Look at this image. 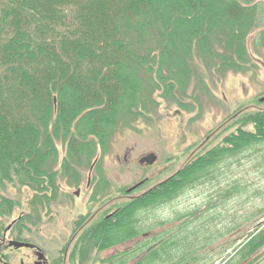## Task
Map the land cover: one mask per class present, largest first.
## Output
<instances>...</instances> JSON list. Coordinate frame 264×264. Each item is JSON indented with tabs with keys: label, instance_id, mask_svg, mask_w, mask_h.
Wrapping results in <instances>:
<instances>
[{
	"label": "trees",
	"instance_id": "16d2710c",
	"mask_svg": "<svg viewBox=\"0 0 264 264\" xmlns=\"http://www.w3.org/2000/svg\"><path fill=\"white\" fill-rule=\"evenodd\" d=\"M254 33V46L264 47L262 0H0V217L15 202L3 194L6 184L43 193L34 204L53 199L57 141L65 147L61 168L78 183L99 145L106 150L117 131L154 108L155 92L186 108L193 83L207 89L200 64L211 76L246 71ZM257 104L229 117L174 174L90 226L77 246L104 249L145 235L112 264H216L225 248L207 249L222 231L255 225L220 261L254 264L264 247ZM190 190L202 193L198 204L153 218ZM3 226L0 219L1 238Z\"/></svg>",
	"mask_w": 264,
	"mask_h": 264
},
{
	"label": "rangeland",
	"instance_id": "374dc122",
	"mask_svg": "<svg viewBox=\"0 0 264 264\" xmlns=\"http://www.w3.org/2000/svg\"><path fill=\"white\" fill-rule=\"evenodd\" d=\"M262 2L264 4V0ZM254 36L255 33L247 39L251 63L246 71H228L223 76H211L200 64L207 89L196 90L193 83L188 89V97L183 99L188 104L186 108L165 100L160 91L155 92L154 108L129 129L117 131L106 150L99 145L91 164L79 168L78 183L70 182L61 168L65 147L57 141V193L53 196L48 192L53 199L34 204L33 195L40 198L43 193L16 183L5 185L3 194L15 202L11 214L0 217L3 228L6 231L14 222L20 221L16 223V231L7 234V240L17 235L18 239L35 244L48 255L60 257L61 264H112L111 256L140 241L145 235L104 249L93 246L88 249L82 243L77 246L79 238L70 247L67 260L62 261L75 225L93 214L95 220L90 226L102 221L104 213L114 214L112 212L133 197L174 174L199 151L198 147L208 136L213 135L210 141L216 139V133L221 132L225 127L222 124H226L229 117L240 109L258 105L264 96V47L254 46ZM260 106L264 107V102ZM201 197L200 191L190 190L170 205L155 209L151 215L153 218L170 215L175 209L198 204ZM254 226H244L232 232L223 230L222 236L217 237L207 249L208 255H215L225 248L216 264H220L223 258L229 260ZM165 228V225L155 228L148 234L159 233ZM7 240L0 255L6 254L11 264H35L38 260L34 249L10 248ZM256 255L258 259L254 264H264V247Z\"/></svg>",
	"mask_w": 264,
	"mask_h": 264
},
{
	"label": "flooded vegetation",
	"instance_id": "af4514ba",
	"mask_svg": "<svg viewBox=\"0 0 264 264\" xmlns=\"http://www.w3.org/2000/svg\"><path fill=\"white\" fill-rule=\"evenodd\" d=\"M118 199H120V198H118ZM111 201L115 202L116 200H111ZM116 211H114L112 213H115ZM112 215H114V214H111L110 212H106L103 215V217H104L103 219H109V218L112 217ZM94 216H95V214H93L92 216L88 217V219H86L85 221H83V223H80L78 225H75L74 234H73V236H71L70 243L68 244L69 247H66V250L67 251H66L65 255L63 256L62 261L63 260L66 261L67 260L70 247L74 245V241H76L77 239L81 238L82 235H84V233H85L84 231L86 230V228L88 226H90L91 223L95 220V217ZM14 231H16V222H14L12 225H10L7 228V230L4 232V235L1 238V242H0V250L1 251H2V249H3L4 245H5V242L7 240V234L8 233H11V232H14ZM82 232H84V233H82ZM86 235L88 236L89 234H86ZM11 240L24 241L22 239H18L17 238V235H16L15 238H11V239H8L7 240L8 247L10 246L9 245V242ZM24 242H27V241H24ZM28 243H30V242H28ZM30 244H32L34 247H27V248L34 249L36 251V255H37V258H38V260L35 262V264H61V258L60 257H57V256L56 257H53L50 254L48 255V253H46L43 250H41V248H39L38 246H35V244H33V243H30ZM11 247L12 246H10V248ZM21 248H23V247H21ZM72 250H73V248H72ZM0 264H11V262H9V260H7L6 254H1L0 255Z\"/></svg>",
	"mask_w": 264,
	"mask_h": 264
},
{
	"label": "water",
	"instance_id": "95a60500",
	"mask_svg": "<svg viewBox=\"0 0 264 264\" xmlns=\"http://www.w3.org/2000/svg\"><path fill=\"white\" fill-rule=\"evenodd\" d=\"M260 101L261 102H264V96H262L261 98H260ZM134 189V187L133 188H130L128 191H132ZM79 192H77V194H78ZM9 245L10 246H13V247H15V248H21V247H34L32 244H30V243H28V242H24V241H18V240H11L10 242H9Z\"/></svg>",
	"mask_w": 264,
	"mask_h": 264
}]
</instances>
